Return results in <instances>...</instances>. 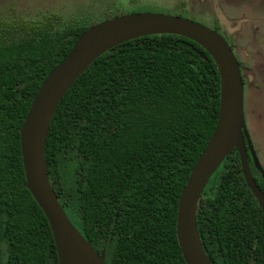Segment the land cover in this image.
<instances>
[{
  "label": "trees",
  "instance_id": "trees-1",
  "mask_svg": "<svg viewBox=\"0 0 264 264\" xmlns=\"http://www.w3.org/2000/svg\"><path fill=\"white\" fill-rule=\"evenodd\" d=\"M87 27L0 21V264H58L47 218L25 187L19 129L41 82ZM219 95L212 57L174 34L110 48L63 95L47 133L48 178L108 264H186L178 199L214 130ZM196 225L213 264H264L260 208L236 150L203 189Z\"/></svg>",
  "mask_w": 264,
  "mask_h": 264
},
{
  "label": "water",
  "instance_id": "water-1",
  "mask_svg": "<svg viewBox=\"0 0 264 264\" xmlns=\"http://www.w3.org/2000/svg\"><path fill=\"white\" fill-rule=\"evenodd\" d=\"M154 34L186 37L204 48L219 72V110L214 130L191 168L178 199L175 233L186 264H213L205 253L196 225L201 193L211 175L232 150L239 155L247 188L262 209L264 192L249 165L264 179L244 115V82L240 63L227 39L217 30L180 15L159 12L122 14L88 26L68 54L46 75L35 92L19 129L25 187L49 223L58 264H108L105 248L97 251L71 222L55 194L45 162V145L52 116L63 95L80 74L110 48L134 38Z\"/></svg>",
  "mask_w": 264,
  "mask_h": 264
},
{
  "label": "rangeland",
  "instance_id": "rangeland-1",
  "mask_svg": "<svg viewBox=\"0 0 264 264\" xmlns=\"http://www.w3.org/2000/svg\"><path fill=\"white\" fill-rule=\"evenodd\" d=\"M148 11L188 17L227 39L241 64L245 122L264 168V0H0V21L12 22L90 26Z\"/></svg>",
  "mask_w": 264,
  "mask_h": 264
},
{
  "label": "flooded vegetation",
  "instance_id": "flooded-vegetation-1",
  "mask_svg": "<svg viewBox=\"0 0 264 264\" xmlns=\"http://www.w3.org/2000/svg\"><path fill=\"white\" fill-rule=\"evenodd\" d=\"M242 63V62H241ZM250 158V160H251V162H252V159H251V157H250V155H249V157H248V159ZM249 165H250V162H249ZM252 165H253V162H252ZM254 166V165H253ZM262 166V165H261ZM254 168H255V166H254ZM263 168V167H262ZM251 169V168H250ZM256 169V168H255ZM264 169V168H263ZM257 170V169H256ZM258 171V170H257ZM251 173H252V170H251ZM258 173H259V175H260V177H261V179L263 180V183H264V179L262 178V176H261V174H260V172L258 171ZM252 176H253V178L255 177L254 176V174H252ZM254 180H255V182H256V184L258 185V187L264 192V186H261V184H260V182L257 180V179H255L254 178ZM202 194V193H201ZM256 200V199H255ZM257 202V201H256ZM257 205H258V202H257ZM259 206V205H258ZM259 208H260V206H259ZM260 214H261V219H262V214H263V212H262V209L260 208ZM247 239H248V241H250V238H251V235H250V233H248L247 235ZM253 238H254V236H252ZM263 237H264V233H263ZM256 238H257V236H256ZM255 238V239H256ZM251 243V242H250ZM246 245H247V248L249 247V242H247L246 243ZM248 249H250V248H248ZM244 252L245 253H248L249 251H247V250H244Z\"/></svg>",
  "mask_w": 264,
  "mask_h": 264
}]
</instances>
